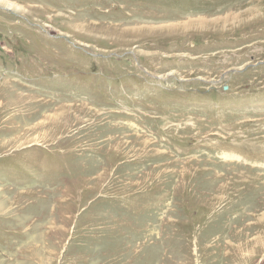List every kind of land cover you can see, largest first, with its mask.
Instances as JSON below:
<instances>
[{
  "label": "rangeland",
  "instance_id": "obj_1",
  "mask_svg": "<svg viewBox=\"0 0 264 264\" xmlns=\"http://www.w3.org/2000/svg\"><path fill=\"white\" fill-rule=\"evenodd\" d=\"M0 264H264V0H0Z\"/></svg>",
  "mask_w": 264,
  "mask_h": 264
},
{
  "label": "water",
  "instance_id": "obj_2",
  "mask_svg": "<svg viewBox=\"0 0 264 264\" xmlns=\"http://www.w3.org/2000/svg\"><path fill=\"white\" fill-rule=\"evenodd\" d=\"M225 87H226V86H225ZM225 87H224V88H225Z\"/></svg>",
  "mask_w": 264,
  "mask_h": 264
}]
</instances>
